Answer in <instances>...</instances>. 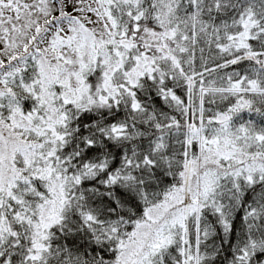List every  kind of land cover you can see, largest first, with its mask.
<instances>
[{"label":"snow or ice","instance_id":"snow-or-ice-1","mask_svg":"<svg viewBox=\"0 0 264 264\" xmlns=\"http://www.w3.org/2000/svg\"><path fill=\"white\" fill-rule=\"evenodd\" d=\"M0 264H264V0H0Z\"/></svg>","mask_w":264,"mask_h":264}]
</instances>
